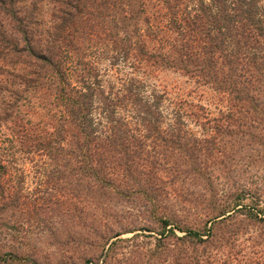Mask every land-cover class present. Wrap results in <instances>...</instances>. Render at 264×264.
Wrapping results in <instances>:
<instances>
[{"label":"trees","instance_id":"1","mask_svg":"<svg viewBox=\"0 0 264 264\" xmlns=\"http://www.w3.org/2000/svg\"><path fill=\"white\" fill-rule=\"evenodd\" d=\"M144 66L178 72L217 95L222 108L211 121L264 119V0H0V200L7 168L20 153H35L52 180L139 199L150 213L166 183L162 178L170 183L181 172L205 179V196L186 202L216 207L209 221L245 208L240 203L257 195L255 188L233 180L214 189L205 171L206 161L217 160L225 178L232 154L217 149L213 134L200 143L183 139L194 137L183 117L204 118V109L197 105L185 113L181 101L163 109L162 94L146 91L134 76ZM118 69L123 76L109 78L107 72ZM147 138L174 151L187 169L165 167L167 160L154 150L159 144H147ZM260 211L247 206L242 220ZM157 220L160 238L172 235L191 251L211 235L210 226L200 233L166 216ZM174 228L183 234L177 237ZM122 230L100 232L101 251L114 237L100 264Z\"/></svg>","mask_w":264,"mask_h":264},{"label":"rangeland","instance_id":"2","mask_svg":"<svg viewBox=\"0 0 264 264\" xmlns=\"http://www.w3.org/2000/svg\"><path fill=\"white\" fill-rule=\"evenodd\" d=\"M118 70H109V78L122 77L124 71ZM134 76L144 81L146 91L152 89L162 94L163 109L174 108L179 101L185 113L194 111L197 105L204 109V118L183 117V127L194 136L186 135L183 139L191 143L195 138L200 143L202 138L213 134L216 145L220 143L217 149L229 152L233 159L225 163L229 167L225 178L217 171L221 166L217 160L206 161L211 187H224L235 180L246 189L255 188L258 194L245 195L240 204L245 208L255 204L262 212L255 213L251 220H242L245 208H240L225 212L211 222L209 218L216 207L206 203L193 207L186 202L198 195L205 196L207 192L202 189L206 186L205 179L181 172L170 183L167 182L170 177L162 178L166 183L162 184L155 210L150 213L141 207L139 199L120 200L112 190L99 195L82 184L52 180L50 167L41 156L20 153L7 168V181L3 185L7 193L0 200V264H84L85 261L100 264L106 244L114 239H108L101 251L100 232L107 236L118 229L123 230L116 236L113 252L103 264H264V119L236 115L211 121L218 117L217 109L222 108L217 102L219 97L204 87H196L184 75L144 66ZM215 126L219 131L212 130ZM229 127L240 132L233 135L224 130ZM249 130L252 137L246 134ZM145 143L162 144L152 138H147ZM159 145L154 150L167 160L162 162L165 167L187 169L178 165L174 151L169 153L168 147ZM145 149L150 151L149 147ZM158 216L169 217V223L200 233H206L203 229L210 226L211 235L207 241L196 243L191 251L172 235L160 238ZM173 232L177 237L183 234L175 228Z\"/></svg>","mask_w":264,"mask_h":264}]
</instances>
